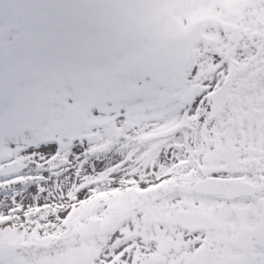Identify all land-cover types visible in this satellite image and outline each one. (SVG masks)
<instances>
[{
  "label": "snow or ice",
  "instance_id": "snow-or-ice-1",
  "mask_svg": "<svg viewBox=\"0 0 264 264\" xmlns=\"http://www.w3.org/2000/svg\"><path fill=\"white\" fill-rule=\"evenodd\" d=\"M0 264H264V0H0Z\"/></svg>",
  "mask_w": 264,
  "mask_h": 264
}]
</instances>
